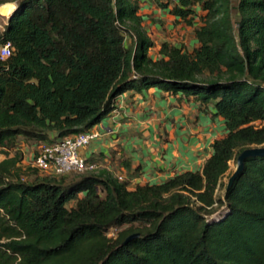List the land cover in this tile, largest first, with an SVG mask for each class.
<instances>
[{"label": "trees", "instance_id": "obj_1", "mask_svg": "<svg viewBox=\"0 0 264 264\" xmlns=\"http://www.w3.org/2000/svg\"><path fill=\"white\" fill-rule=\"evenodd\" d=\"M8 3L16 9L0 24V50L11 47L0 53V264H264V157L224 184L231 162L264 147L256 125L264 124V0H176L172 15L188 26L200 18L198 46L165 42L158 60L136 1L0 0ZM151 88L214 105L225 120L227 135L201 171L133 190L131 179L101 170L24 182L38 170L19 166L21 141L86 133L121 95Z\"/></svg>", "mask_w": 264, "mask_h": 264}, {"label": "crops", "instance_id": "obj_2", "mask_svg": "<svg viewBox=\"0 0 264 264\" xmlns=\"http://www.w3.org/2000/svg\"><path fill=\"white\" fill-rule=\"evenodd\" d=\"M133 1L138 3L142 26L154 43L150 51L154 60L161 58L159 51L165 42L188 51L198 46L194 30L187 47L170 37L180 28L186 34L182 37L185 42L184 29L201 25L199 17L194 26H188L172 15L176 0ZM5 5L4 11L12 8L13 13L16 9V3ZM131 42L127 37V44ZM215 112L214 105H202L158 88L129 91L118 98L114 113L100 124L102 137L80 153L89 161L94 160L98 171L131 179V190L138 184H163L177 174L204 168L213 154V143L227 135L225 120L216 117Z\"/></svg>", "mask_w": 264, "mask_h": 264}, {"label": "built area", "instance_id": "obj_3", "mask_svg": "<svg viewBox=\"0 0 264 264\" xmlns=\"http://www.w3.org/2000/svg\"><path fill=\"white\" fill-rule=\"evenodd\" d=\"M1 29L4 30L2 26ZM10 49V45H7L0 50L3 59L10 56ZM100 124L78 136L58 139L48 145H39L36 150L27 151V154L24 151L21 167L35 169L46 176L53 177L98 170L99 166L84 158L80 151L102 137ZM118 179L124 181L121 176Z\"/></svg>", "mask_w": 264, "mask_h": 264}, {"label": "rangeland", "instance_id": "obj_4", "mask_svg": "<svg viewBox=\"0 0 264 264\" xmlns=\"http://www.w3.org/2000/svg\"><path fill=\"white\" fill-rule=\"evenodd\" d=\"M13 5V4H12ZM4 6H7V5H4ZM4 8H3V6H1L0 7V24H2L3 26L8 22V20H9V18L11 17V16H9V17H6L5 16V11L3 10ZM11 15V14H10ZM200 19V18H199ZM4 29V28H3ZM195 31V27H193L192 29H188V28H185L184 29V31H186V33H187V38L185 39V42H183L184 40H182V37L184 36V35H186V34H183L182 33V29H175V31L173 32V33H171L170 34V37L171 38H174L175 40L177 39V40H180L181 41V43H183L184 45L185 44H187L186 45V47L190 44V38H192L193 36H191L192 35V31ZM0 31H4V30H2V29H0ZM163 34H165V35H167L166 34V32H164ZM257 126H260V125H264V124H261V123H257L256 124ZM38 146L39 145H34L33 143H27V142H23V141H21V143L19 144V146H18V149L20 150V152L21 153H23V158H24V151L26 152V154L28 153L27 151H34V150H36L37 148H38ZM12 154H11V156H13V155H15V151H12L11 152ZM5 159V156L3 155V154H1L0 153V162L2 161V160H4ZM23 160V159H22ZM237 165H238V162H235V161H233V162H231V169H230V174L231 173H234L235 171H236V169H237ZM19 166L21 167L22 166V162L19 164ZM21 168H23V170H24V167H21ZM25 171V170H24ZM25 172H29V171H25ZM78 175H80V174H71V175H69V177H70V179H72V178H74L75 176H78ZM46 175L45 174H42V173H40L39 171L37 172V173H34V172H31V173H29L28 175H23V180H24V182H28V181H31V180H33V179H35L36 177H45ZM228 183H229V179H228V176L225 178V180H224V184L227 186L228 185ZM224 194H225V188L218 194V196L219 197H223L224 196ZM75 202H70L68 205H67V207L68 208H72V207H74L75 206ZM224 210L225 209H221L220 210V212L218 213V214H216V215H219V214H222L223 212H224ZM116 234V231L115 230H113L112 232H111V234H110V236L111 237H113L114 235Z\"/></svg>", "mask_w": 264, "mask_h": 264}, {"label": "water", "instance_id": "obj_5", "mask_svg": "<svg viewBox=\"0 0 264 264\" xmlns=\"http://www.w3.org/2000/svg\"><path fill=\"white\" fill-rule=\"evenodd\" d=\"M16 7V6H15ZM12 14V13H11ZM11 16V15H10ZM258 157H264V147H252L247 150H245L238 158V165L236 171L231 176L229 183H228V189H230L235 180L244 172L246 162L251 158H258ZM140 237V235H134L128 239L126 242L129 243L130 241Z\"/></svg>", "mask_w": 264, "mask_h": 264}, {"label": "bare ground", "instance_id": "obj_6", "mask_svg": "<svg viewBox=\"0 0 264 264\" xmlns=\"http://www.w3.org/2000/svg\"><path fill=\"white\" fill-rule=\"evenodd\" d=\"M10 9L12 10V8H9V9H8V11H5V16H6V17H9V16H10V14H11V11H10Z\"/></svg>", "mask_w": 264, "mask_h": 264}]
</instances>
